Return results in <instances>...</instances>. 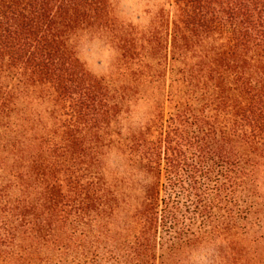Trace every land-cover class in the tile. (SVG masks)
<instances>
[{"label":"trees","instance_id":"1","mask_svg":"<svg viewBox=\"0 0 264 264\" xmlns=\"http://www.w3.org/2000/svg\"><path fill=\"white\" fill-rule=\"evenodd\" d=\"M164 1L0 0V264H264V0Z\"/></svg>","mask_w":264,"mask_h":264},{"label":"rangeland","instance_id":"2","mask_svg":"<svg viewBox=\"0 0 264 264\" xmlns=\"http://www.w3.org/2000/svg\"><path fill=\"white\" fill-rule=\"evenodd\" d=\"M109 2L112 15L118 23L123 24L124 27H136L140 32L150 26L158 15L160 7L165 3L164 0H109ZM114 32L112 29L105 31L87 29L76 42V49L81 62L95 76L117 77L126 70L123 65L121 68L122 52L113 40ZM147 110V105L143 104L139 109V115L144 116ZM259 185L262 203L264 204V165L260 169ZM261 236L264 237V217L262 226L250 230L247 238L250 242V239L253 240ZM259 244L257 247L262 248L264 240H261Z\"/></svg>","mask_w":264,"mask_h":264}]
</instances>
